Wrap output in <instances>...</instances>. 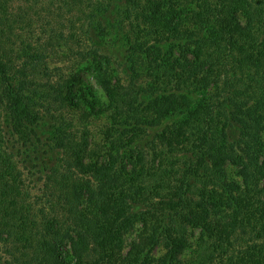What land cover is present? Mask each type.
<instances>
[{"label": "trees", "instance_id": "16d2710c", "mask_svg": "<svg viewBox=\"0 0 264 264\" xmlns=\"http://www.w3.org/2000/svg\"><path fill=\"white\" fill-rule=\"evenodd\" d=\"M112 1L55 0L47 37L37 42L35 0H0V263L152 264L164 247L163 264H264V181L255 183L264 180L258 134L264 107L228 112L231 98L218 82L228 72L223 60L232 57L235 68L248 72L245 80L264 68V0H125L132 39L119 78L108 71L105 14ZM213 20L212 34L201 37ZM113 21L124 31L125 21ZM143 35L151 36L146 43L132 42ZM58 55L69 65L52 67ZM84 72L96 78L116 118L152 92L164 105L160 118L169 119L142 145L147 127L134 121L124 151L114 144L101 159L87 133H64L52 148L60 152L54 166L51 149L38 150L39 129L46 117H64L85 101L74 96ZM211 87L215 105L189 106L190 95ZM230 123L251 128L248 150L228 142ZM117 158L126 160L128 189H115L113 177L122 173ZM36 161L51 164L38 192ZM228 163L239 168L242 185L226 181ZM258 186L252 203L242 192ZM190 229H199L200 238L186 263Z\"/></svg>", "mask_w": 264, "mask_h": 264}, {"label": "rangeland", "instance_id": "374dc122", "mask_svg": "<svg viewBox=\"0 0 264 264\" xmlns=\"http://www.w3.org/2000/svg\"><path fill=\"white\" fill-rule=\"evenodd\" d=\"M55 0H35L36 3V10L40 11V15L36 16V34H35V40L37 42H41L42 39H45L47 37V22L50 20L52 16V11H49L50 4L52 5ZM18 2H16L17 5ZM125 0H113L108 8L107 13L105 14V19H109L111 24L107 26L108 29L107 33L111 34L109 35V40L107 41V44L111 47H109L107 52V55L110 56V66H109V73H111L113 76H117L118 78L121 77L122 71L126 72L127 63L124 58L126 54L125 49L127 48V42L132 39V35L129 34V28L126 30V26L128 27L127 17H126V11H124ZM56 12V11H54ZM187 14L191 11H182ZM190 15V14H189ZM118 20L119 18L126 22L123 23L124 31L121 30V32L117 31V27H119V23L116 21L114 22L113 19ZM214 24H210L207 28L204 29L202 36L205 38H209V36L212 34V30L216 27L214 26L216 23L215 20L212 21ZM108 24H105V26ZM192 31V29H191ZM192 34V32H190ZM189 34V35H190ZM128 35V38L126 39V36ZM147 37H151L148 35H143L142 39H133L132 42L136 41L139 44H144L148 41ZM155 38V37H154ZM153 39V38H151ZM113 40H116L117 43H115L114 46H112ZM150 40V39H149ZM262 43L264 42V39H261ZM129 43V42H128ZM40 44V43H39ZM62 50H64L65 46H62ZM63 53V52H61ZM228 54V53H227ZM232 57V56H230ZM56 62L51 61L52 67L60 66L61 63L66 61V65H69L68 58L61 61L62 58H60V55L58 57H54ZM50 61V58L48 59ZM226 64V69H228V72L225 76L218 79L219 84L224 83L226 87L223 89V92L225 96H227L230 100L228 104L225 105L226 109H228V112L234 113L238 111H247L248 108H263L264 107V99H263V93H264V68L255 70V79H253V74L249 79H244L243 76L246 73H244L233 65V62H237L238 60L230 58L227 59V61L223 60ZM136 62V60L133 61V63ZM140 66H142L143 61H138ZM57 63V64H56ZM132 63V64H133ZM132 66V65H131ZM112 69L114 70L112 72ZM233 70H237V73H234ZM259 72V73H258ZM248 73V72H247ZM246 73V74H247ZM259 74V75H257ZM246 77V76H245ZM263 77V78H261ZM263 79V81L261 80ZM114 83V79L111 80ZM141 90V89H140ZM139 90V91H140ZM152 92H149L146 96L141 95L139 98H137L135 102V105L133 106V110L127 107L126 112L124 114V117L121 119L116 118L111 111L108 109V99L106 93L103 91L101 86L98 84L96 78L91 75L89 72H84L81 75L80 82L76 86L74 96L80 97L81 95L85 98V101L80 102L78 105H72L71 107H68L67 110H64V117L61 118H53L46 117L43 123L41 124V128L39 129V136L42 139V143L40 145V148L38 149L40 152L45 151V149H51V164L58 165L57 162L55 163V159H57V154L60 153L58 150L52 152V148L54 145V142L56 139H58L62 134L69 133L71 135L78 134L81 132H85L88 134V139L91 141L93 147L96 150L95 159H101L106 155L107 151H109L113 148L114 144L118 143V146L123 147L120 148L122 151H124V147L126 142V139L130 137L131 134H129L130 126L133 125L134 121L138 120H144L146 129L144 128V132H142V139L146 136V139L141 141H138L139 145L144 144L147 142V140L152 141L153 136L157 133H159L160 129H162V126L164 125V118H160V111H164V105L159 101V99L156 98V95H151ZM35 103L42 105L44 104V99L39 94H34L32 91L30 93ZM81 96V97H82ZM238 96V97H237ZM218 95L215 94L212 87L209 91H202L198 92L195 91L193 95H190L188 99V103L190 107H193L194 109H198L204 104L209 105H215L217 101ZM187 101V100H185ZM38 109H42L41 107ZM148 112L145 113L146 110ZM133 111L134 116H132V113L129 114V112ZM192 111V108H191ZM137 112V113H136ZM224 112L220 109H215V113ZM144 116V117H143ZM184 118V117H182ZM169 119V118H168ZM165 120V123L167 120ZM170 119L169 121H171ZM175 119L170 122L172 125ZM251 128H246L243 124L240 123H230L229 126H227V137L228 142L232 144L236 149L239 151H246L248 148L251 147L249 143V139L247 138L249 130ZM146 131V132H145ZM122 134L124 136H122ZM259 139L261 144L264 145V128L260 129L258 132ZM139 135V134H136ZM116 139V140H115ZM140 139V138H139ZM138 139V140H139ZM141 142V143H140ZM95 145V146H94ZM147 146V145H146ZM110 147V148H109ZM107 148V149H106ZM264 156V155H263ZM49 159V157H46ZM148 160H150V157L148 156ZM122 158L116 159V165L119 167V170L122 169V173L120 171L114 175L113 179L114 181H117L115 189H124L125 186H127V189L132 185L130 182V178L127 177L125 174V171L127 169H124V165L126 164ZM39 161H36V168H33L31 171L35 175L36 183H34V192H38L36 189L40 188V178L44 177L47 171L51 168V164H47L44 166H39ZM47 166V167H46ZM129 169V168H128ZM226 171V181L229 183H235L238 185L243 184V180L239 174V168L235 166L234 164L228 163L225 167ZM130 174V172L128 171ZM118 177V178H117ZM262 178L259 177L258 182L263 186ZM132 180V179H131ZM261 181V182H259ZM259 189V186L256 188H253L249 191H243V195H245L248 199H252L255 203H257L258 199L255 198L257 195V192H254ZM263 189V187L261 188ZM264 190V189H263ZM125 194H122L120 199L122 197H125ZM136 233H133L132 235H127V241H126V247L129 246L128 243H130L135 236ZM200 238V231L199 229H190L189 231V242H190V248L185 252V254L182 256V260L184 262H190L192 260V257L194 255L195 248L197 246L198 240ZM127 250V249H126ZM126 250H124L126 252ZM167 256V250L164 247H160L157 251L153 253V263L152 264H163L165 262V258ZM2 264V263H0Z\"/></svg>", "mask_w": 264, "mask_h": 264}]
</instances>
